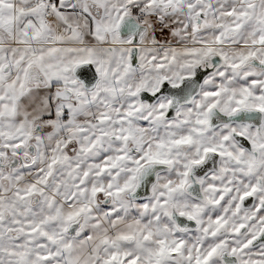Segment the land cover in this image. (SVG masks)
Segmentation results:
<instances>
[{
	"label": "snow or ice",
	"instance_id": "1",
	"mask_svg": "<svg viewBox=\"0 0 264 264\" xmlns=\"http://www.w3.org/2000/svg\"><path fill=\"white\" fill-rule=\"evenodd\" d=\"M0 264H264V0H0Z\"/></svg>",
	"mask_w": 264,
	"mask_h": 264
}]
</instances>
